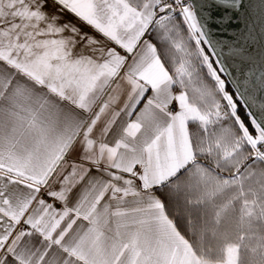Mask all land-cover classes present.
<instances>
[{
    "label": "snow or ice",
    "instance_id": "snow-or-ice-1",
    "mask_svg": "<svg viewBox=\"0 0 264 264\" xmlns=\"http://www.w3.org/2000/svg\"><path fill=\"white\" fill-rule=\"evenodd\" d=\"M0 264H264V0H0Z\"/></svg>",
    "mask_w": 264,
    "mask_h": 264
},
{
    "label": "water",
    "instance_id": "water-1",
    "mask_svg": "<svg viewBox=\"0 0 264 264\" xmlns=\"http://www.w3.org/2000/svg\"><path fill=\"white\" fill-rule=\"evenodd\" d=\"M245 2L247 3L248 0H245ZM256 2H257V0H251V3H256ZM250 11H252V14L255 15V12L252 9H250Z\"/></svg>",
    "mask_w": 264,
    "mask_h": 264
},
{
    "label": "trees",
    "instance_id": "trees-1",
    "mask_svg": "<svg viewBox=\"0 0 264 264\" xmlns=\"http://www.w3.org/2000/svg\"><path fill=\"white\" fill-rule=\"evenodd\" d=\"M229 90L231 91V88H229ZM241 113H243V109H241Z\"/></svg>",
    "mask_w": 264,
    "mask_h": 264
},
{
    "label": "crops",
    "instance_id": "crops-1",
    "mask_svg": "<svg viewBox=\"0 0 264 264\" xmlns=\"http://www.w3.org/2000/svg\"><path fill=\"white\" fill-rule=\"evenodd\" d=\"M68 18H71V17H68Z\"/></svg>",
    "mask_w": 264,
    "mask_h": 264
}]
</instances>
